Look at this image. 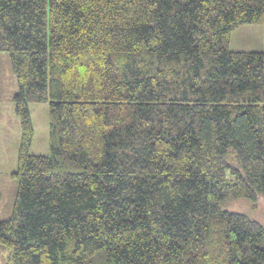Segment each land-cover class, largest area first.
<instances>
[{"label":"trees","instance_id":"trees-1","mask_svg":"<svg viewBox=\"0 0 264 264\" xmlns=\"http://www.w3.org/2000/svg\"><path fill=\"white\" fill-rule=\"evenodd\" d=\"M263 17L264 0H0L21 131L3 264H264V208L225 209L264 201V51L228 47Z\"/></svg>","mask_w":264,"mask_h":264},{"label":"rangeland","instance_id":"rangeland-1","mask_svg":"<svg viewBox=\"0 0 264 264\" xmlns=\"http://www.w3.org/2000/svg\"><path fill=\"white\" fill-rule=\"evenodd\" d=\"M233 38H237V44L241 45L255 42L246 39L243 34L240 35L239 31L233 35ZM16 89V80L11 70L9 56L6 52L0 51V220L11 217L18 189V180L13 175L17 169V153L21 135L19 118L15 113L13 102ZM28 109L33 128L29 152L34 155H49L48 101L29 102ZM263 208V199L253 202L247 199H237L225 207L229 211L246 212L258 217L262 214ZM6 255L7 250L0 249V264H3L2 260Z\"/></svg>","mask_w":264,"mask_h":264},{"label":"crops","instance_id":"crops-1","mask_svg":"<svg viewBox=\"0 0 264 264\" xmlns=\"http://www.w3.org/2000/svg\"><path fill=\"white\" fill-rule=\"evenodd\" d=\"M238 31L239 34H243L246 39L254 40L255 42L247 43L246 45L237 44V38H233V35ZM228 47L233 51H264V17L260 22L243 24L233 29L228 39ZM240 47H248L250 49L244 50Z\"/></svg>","mask_w":264,"mask_h":264}]
</instances>
